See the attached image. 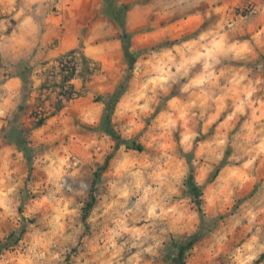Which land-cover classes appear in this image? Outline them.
<instances>
[{
  "label": "clouds",
  "instance_id": "1",
  "mask_svg": "<svg viewBox=\"0 0 264 264\" xmlns=\"http://www.w3.org/2000/svg\"><path fill=\"white\" fill-rule=\"evenodd\" d=\"M0 264H264V0H0Z\"/></svg>",
  "mask_w": 264,
  "mask_h": 264
}]
</instances>
